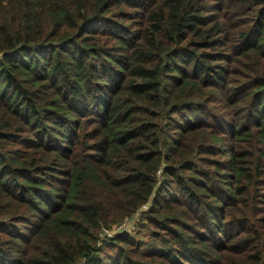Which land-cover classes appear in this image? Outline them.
<instances>
[{"label":"trees","instance_id":"obj_1","mask_svg":"<svg viewBox=\"0 0 264 264\" xmlns=\"http://www.w3.org/2000/svg\"><path fill=\"white\" fill-rule=\"evenodd\" d=\"M224 2L0 0V264H131L121 244L132 237L102 227L148 204L171 228L168 244L135 264H264V0H230V27L210 18ZM229 29L230 64L248 71L241 88L213 66L229 60L213 53ZM229 84L243 113L230 137L234 181L224 169L216 193L191 161L216 137L194 119L206 89ZM195 133L204 145L186 153ZM205 195L209 222L229 202L244 237L230 228L201 240L160 211Z\"/></svg>","mask_w":264,"mask_h":264},{"label":"rangeland","instance_id":"obj_2","mask_svg":"<svg viewBox=\"0 0 264 264\" xmlns=\"http://www.w3.org/2000/svg\"><path fill=\"white\" fill-rule=\"evenodd\" d=\"M224 6V8L214 6L212 9L214 12H212L210 18H218L221 15L222 18H224L222 23L226 22L230 27V22L235 23L237 21L236 18L232 17L236 15L237 11L233 6L230 7V0H225ZM231 33H233V39H235L237 31L232 30ZM221 40L225 46L218 47L217 52L213 53L216 55L225 54L226 58L228 57L229 60L228 62H226V60L216 62L213 66L216 67V70L222 71L223 79L226 83H230L231 77L234 81L233 87L241 88L246 83L243 76L247 75L248 71L243 65H237L234 68V65L230 64V57L234 56L232 52L233 49H230V29L227 35H223ZM235 48L238 49L237 45H235ZM243 63L248 64L249 61L244 60ZM221 89H223L221 86L206 89L211 102L207 107V111L197 112V116L194 119L196 121H206L211 127L209 131L213 132L216 140H210L195 158L191 160L194 162L198 171H202L213 179V189L216 193L222 190L219 179L221 180L224 177L223 175L226 173L224 169L229 171V176L225 179L228 181V184H231L230 181H234L230 160V151H233L234 148L230 137L233 133L232 122L237 121L243 113V110L230 106L231 97L237 94L236 92H230V84L225 88L228 89L227 91H222ZM188 115H190V113ZM199 145H204V139L200 134L195 133L187 136L184 142V149L186 153H188L194 146L198 147ZM241 164L248 170L252 169L249 161H242ZM172 189L178 188L172 186ZM222 194V201H227L225 193ZM200 199L204 202L202 206L191 204L187 198L176 197L171 199L170 202H172V204H163L160 211L165 214L167 210H170L171 215L177 219L176 221L182 223L183 226L189 229V232L192 233L194 237L201 240L215 241L217 239L216 237H218V231L226 230L230 233V228L234 230V235H238L239 238L244 237L242 233L244 224L239 225L232 223L233 225L230 226L229 202L224 206V210L219 213L223 219L219 224V222L212 223L208 220V207L205 205L212 204L210 197L205 195ZM149 207V204L145 205L131 219H126L121 224L113 226L111 230L112 235L115 236L117 235V228L120 225H125L123 231L135 241L136 244L133 246L121 244L122 250L126 251L132 259L131 264L146 263L148 261L146 258L149 253L158 249H164L168 244V234L171 228L163 229L159 227L158 222L155 220L156 218H154L158 216H152L149 213ZM236 218H238V216ZM169 225L173 227L172 222H170ZM222 237L223 236H221V238ZM240 246L243 248L242 245ZM111 253L115 255V251L113 252L109 248L104 250L103 256L107 261L111 257ZM229 256L230 252L224 254V257Z\"/></svg>","mask_w":264,"mask_h":264},{"label":"built area","instance_id":"obj_3","mask_svg":"<svg viewBox=\"0 0 264 264\" xmlns=\"http://www.w3.org/2000/svg\"><path fill=\"white\" fill-rule=\"evenodd\" d=\"M124 228H125V225H120L117 228L116 234L125 232V231H123ZM102 233H103V235H106V236H109V237H113L114 236V235H112V231L110 229L102 228Z\"/></svg>","mask_w":264,"mask_h":264}]
</instances>
